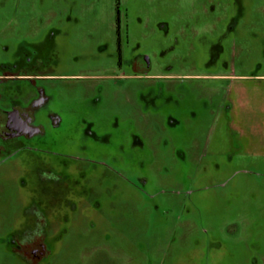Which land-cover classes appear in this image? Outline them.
Listing matches in <instances>:
<instances>
[{"label":"rangeland","instance_id":"obj_1","mask_svg":"<svg viewBox=\"0 0 264 264\" xmlns=\"http://www.w3.org/2000/svg\"><path fill=\"white\" fill-rule=\"evenodd\" d=\"M28 57L19 84L99 116L83 213L49 223L36 264H264V0H0V75ZM3 156L0 264H27L7 245L27 187Z\"/></svg>","mask_w":264,"mask_h":264},{"label":"flooded vegetation","instance_id":"obj_2","mask_svg":"<svg viewBox=\"0 0 264 264\" xmlns=\"http://www.w3.org/2000/svg\"><path fill=\"white\" fill-rule=\"evenodd\" d=\"M115 22L117 69V57L121 64L122 52L119 17ZM56 32L52 31L51 40ZM22 45L37 53L34 45L25 41ZM32 60L28 57L3 65L4 74L0 75V155H4L3 160L16 161L13 164L22 173L18 181L27 187L26 205L19 212L28 221L9 234L7 245L12 255L27 264H36L47 252L43 241L49 223L79 211L73 186L87 176L83 137L89 131V121L99 122L98 115L89 114V104L83 99L75 107L55 104L40 88L19 84L17 81L30 80L36 71ZM73 133L81 137L76 144L71 139ZM74 156L82 163L81 168L70 163Z\"/></svg>","mask_w":264,"mask_h":264}]
</instances>
